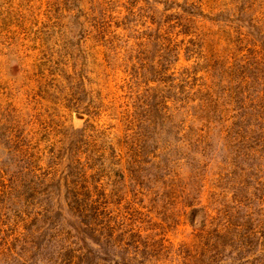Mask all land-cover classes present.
Listing matches in <instances>:
<instances>
[{"label":"rangeland","instance_id":"1","mask_svg":"<svg viewBox=\"0 0 264 264\" xmlns=\"http://www.w3.org/2000/svg\"><path fill=\"white\" fill-rule=\"evenodd\" d=\"M0 264H264V0H0Z\"/></svg>","mask_w":264,"mask_h":264}]
</instances>
